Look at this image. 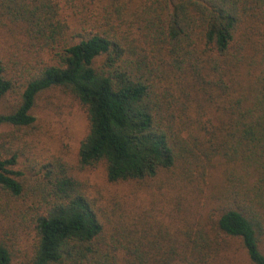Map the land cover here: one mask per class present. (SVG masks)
<instances>
[{"label":"trees","instance_id":"obj_1","mask_svg":"<svg viewBox=\"0 0 264 264\" xmlns=\"http://www.w3.org/2000/svg\"><path fill=\"white\" fill-rule=\"evenodd\" d=\"M59 1L0 0V16L55 56L30 74L0 124L32 126L36 94L58 86L85 111L77 169L101 163L113 182L176 165L189 178L225 164L228 185L211 222L213 238L236 239L250 264H264V0H145L136 32L119 36L71 32L57 17ZM4 71L0 59V97L12 88ZM14 160L0 158V193L16 199L24 185ZM68 169L48 161L28 189L36 203L29 208L35 241L27 263L157 264L155 252L126 229L125 243L99 245L95 204ZM239 171H253L255 183L238 185ZM188 240L192 258L206 261L207 232L197 229ZM118 246L125 249L120 263ZM15 252L0 237V264H10Z\"/></svg>","mask_w":264,"mask_h":264},{"label":"rangeland","instance_id":"obj_2","mask_svg":"<svg viewBox=\"0 0 264 264\" xmlns=\"http://www.w3.org/2000/svg\"><path fill=\"white\" fill-rule=\"evenodd\" d=\"M145 0H69L59 1L57 17L71 32L108 31L132 35L139 23L138 15ZM54 50L40 48L24 35L17 23L0 16V59L12 88L0 97V114L15 107L26 79L37 67L55 62ZM32 126L15 127L0 124V158L15 156L13 169L23 183L21 198H8L0 193V237L16 249L10 264H28L35 234L30 220L32 194L28 191L41 173V166L59 159L81 183L85 194L95 204L102 224L99 245L117 238L125 243L129 230L138 235L141 248L157 255V264H250L236 239H214L211 222L223 198L220 191L228 185L225 164L215 163L201 176L184 178L176 165L155 176L140 180L109 182L101 163L77 169L79 140L87 130L85 111L66 89L53 86L35 96L30 110ZM238 185L250 187L256 181L252 171L236 172ZM260 233L264 252V207H260ZM200 229L211 237V249L204 262L192 258L191 232ZM149 241V242H148ZM114 250L117 262H123L125 249ZM166 260V261H164Z\"/></svg>","mask_w":264,"mask_h":264}]
</instances>
